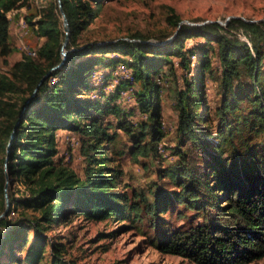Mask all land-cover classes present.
<instances>
[{"label":"trees","instance_id":"trees-1","mask_svg":"<svg viewBox=\"0 0 264 264\" xmlns=\"http://www.w3.org/2000/svg\"><path fill=\"white\" fill-rule=\"evenodd\" d=\"M102 2L61 0L69 24L68 51L61 67L46 75L62 59L58 1L50 0L40 15L36 0H0V59L14 50L12 8L19 6L17 16L42 37L35 55L22 53L8 73L0 74V213L7 172L10 182L23 184L18 196V189L7 190L10 208L0 219V264H45L46 256L48 264H75L63 259L64 241L49 233L67 222L69 213L130 223L148 217L157 249L192 264H257L264 256V20L180 24L172 13L167 21L176 33L170 41L163 42L165 35L148 40L136 33L129 35L133 39L80 43V30ZM239 29L246 40L236 34ZM196 36L203 42L185 45ZM118 65L129 75L121 76L112 92L92 81L99 66ZM206 76L218 80L220 90L219 101L209 108L202 101ZM171 80L176 123L164 145L159 95ZM123 88L133 100L129 111L114 102ZM136 111L131 121L128 114ZM107 114L115 123L104 119ZM199 125L204 133L198 134ZM117 129L132 135L131 146H117ZM58 130L79 135L83 176L56 157ZM166 149L174 158L157 168L162 184L155 182L149 194L120 190L128 186L119 161L125 153L161 161ZM165 212H174L183 223H160Z\"/></svg>","mask_w":264,"mask_h":264},{"label":"rangeland","instance_id":"rangeland-1","mask_svg":"<svg viewBox=\"0 0 264 264\" xmlns=\"http://www.w3.org/2000/svg\"><path fill=\"white\" fill-rule=\"evenodd\" d=\"M49 1L36 0L37 14L41 15L47 12ZM17 8L20 7L12 8L13 10L9 13V39L14 50L6 57V60L0 59V74L8 73L11 64L19 59L22 53L27 54L28 49H33L36 52V48L42 40V37L38 36L30 26L27 27L26 32L21 29L17 20L18 11L15 10ZM26 11L27 9L22 13L24 14ZM172 13L181 19L180 24H203L217 21L226 25L231 18L258 21L264 19V0H103L96 17L80 30L78 41L80 43L91 40L105 42L117 39V37L133 39L129 35L136 33L147 35L148 40H157L155 36L165 35L166 38L163 42L170 41L176 33V29L172 31L173 28L167 21V16ZM245 33L241 29L236 32L241 39L246 40ZM202 42L203 38L196 36L186 39L184 43L186 46H192ZM196 59L197 56L194 55L192 57L193 65L196 64ZM216 65L217 62L213 57L212 66ZM180 72L179 69L178 74ZM104 73L111 75L105 79ZM189 74V72L184 73L187 76ZM124 75L128 76L129 73L123 65L107 69L99 66L98 70L93 72L91 79L94 83L101 85L103 91L110 93L115 89L119 78ZM203 83L202 101L209 108L220 99L218 80L206 76ZM173 84L172 80L169 84L166 82L165 89L159 95L162 125L166 132V136L161 139L160 144L164 145H169V139L173 136L176 123L174 94L171 88ZM125 91L124 88L121 89L114 102L129 111L133 109V100L128 97ZM204 105L201 107L203 108ZM136 113L138 112L128 114L131 121L136 119L135 117L138 115ZM104 119L113 123L116 121L115 117L110 114L105 115ZM200 125L197 129L198 134L204 133ZM116 131L118 133L117 146L132 145L131 134L120 129ZM56 138L58 147L56 157L79 176H83L85 159L81 152L79 135L73 131L58 130ZM212 140L215 141V138L212 137ZM159 158L162 160L150 159L141 155L133 158L125 153L119 161L123 171L122 180L128 183V186H119L120 190L136 189L149 194L155 182L162 184V179L157 176V168L167 164L174 156L169 154L166 149L163 150ZM9 187L19 190L15 192L17 196L23 190V184L18 180L12 181L11 179ZM169 187L173 186L169 185ZM13 216L12 212L8 215L9 218ZM183 221V219L175 218L174 212L171 214L165 212L163 218L160 219V223L167 222L169 226H178ZM49 233L54 238L64 241L66 252L63 259L72 260L75 264H192L186 258L164 253L157 249L152 243L154 227L148 217L130 223L126 218L98 220L85 217L82 214L69 213L67 222L55 224ZM31 235L32 233L29 232V237ZM47 252H49V248H47ZM16 253L22 254L21 251ZM47 258L46 256L45 264H48ZM257 264H264V256L257 261Z\"/></svg>","mask_w":264,"mask_h":264},{"label":"water","instance_id":"water-1","mask_svg":"<svg viewBox=\"0 0 264 264\" xmlns=\"http://www.w3.org/2000/svg\"><path fill=\"white\" fill-rule=\"evenodd\" d=\"M57 1H58V7H59V11H60L61 18H62L63 31H64V39H63L62 46H61L62 59H61V61L59 63H57L56 65L52 66L46 75H48L52 70L61 67V65L63 64V62H64V60L66 58L67 51H68L65 48V46L67 44V41H68V37H69V24H68V19L66 17V14H65L63 8H62L61 0H57ZM247 21H255V20H247ZM14 134L15 133L13 131L12 132V136H14ZM6 175L7 176H6V181H5V185H4L5 209L0 213V219L7 214L8 210L10 208V201H9L8 192H7L8 186H9V183H10V177H9L8 172H7Z\"/></svg>","mask_w":264,"mask_h":264},{"label":"bare ground","instance_id":"bare-ground-1","mask_svg":"<svg viewBox=\"0 0 264 264\" xmlns=\"http://www.w3.org/2000/svg\"><path fill=\"white\" fill-rule=\"evenodd\" d=\"M13 20H14V19H13ZM17 20H18L19 25H20V23H22V29H24L25 31H27V30H28V29H27L28 25H27V23H26V21H25L24 16H23V15L19 16ZM25 46H26V45H25ZM27 48H29V47H27ZM27 52H28L27 54H29V55H31V54H35V51H34L33 49H28Z\"/></svg>","mask_w":264,"mask_h":264},{"label":"built area","instance_id":"built-area-1","mask_svg":"<svg viewBox=\"0 0 264 264\" xmlns=\"http://www.w3.org/2000/svg\"><path fill=\"white\" fill-rule=\"evenodd\" d=\"M20 27H21V29H22V23H20ZM26 32V31H25Z\"/></svg>","mask_w":264,"mask_h":264}]
</instances>
